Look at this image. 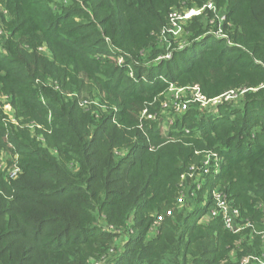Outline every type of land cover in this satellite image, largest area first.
Segmentation results:
<instances>
[{
	"label": "trees",
	"instance_id": "1",
	"mask_svg": "<svg viewBox=\"0 0 264 264\" xmlns=\"http://www.w3.org/2000/svg\"><path fill=\"white\" fill-rule=\"evenodd\" d=\"M210 1L226 37L210 33L208 9L163 37L174 10ZM0 3V264L264 258V0ZM194 84L207 99L240 97L194 103L163 131L170 88ZM209 153L221 156L219 173L179 203L191 180L182 175L195 166L198 177ZM215 186L239 207L238 232L203 220Z\"/></svg>",
	"mask_w": 264,
	"mask_h": 264
},
{
	"label": "built area",
	"instance_id": "2",
	"mask_svg": "<svg viewBox=\"0 0 264 264\" xmlns=\"http://www.w3.org/2000/svg\"><path fill=\"white\" fill-rule=\"evenodd\" d=\"M210 10L213 12L215 18L217 19V27L210 31L211 34L216 35L217 37H226L227 35L224 33L223 24L226 21V14L221 12L219 8L216 6L214 2H208L199 8H189L183 11L174 10L171 13V24L168 28L163 30V37L169 35L177 36L181 31L182 22L192 18L193 16L201 15L204 10ZM166 39V38H165ZM171 53L165 55V58H170ZM123 58H119V63H123ZM171 99L166 100L162 103V109L160 115L149 114L148 110L145 109L143 111V116L149 119H159L163 123V131H167L169 126L175 120V115L181 114L189 107L197 103L203 107H214L218 103L222 101H229L232 99H236L240 93L236 90H230L223 95L213 98L207 99L205 95L202 94L200 87L197 84L190 85L188 87H172L170 88ZM4 108H8V110H13L9 104H5ZM10 108V109H9ZM6 110V109H5ZM168 112V114H166ZM8 113V112H7ZM10 115V114H9ZM11 118V117H10ZM13 119V118H12ZM222 158L218 153H209L208 155H204L202 165L198 168L199 173L198 177L195 176L197 168L195 166H191L190 170L187 174L182 175L183 181L186 179H191L189 182L183 183L182 194L178 198L179 203H184L186 199L189 197H195L197 192L201 191L206 184L207 177L211 174H217L220 171ZM18 172V168L14 167L8 170V177L13 178L16 176ZM205 197H211V202L209 203V208L207 214L203 217L205 220L211 218H220L225 226V228L238 232L241 227V211L238 206L235 205L233 200L229 197L227 192L221 190L218 186H215L210 191H207ZM171 211L167 212V215H170ZM163 216H158L155 226L152 231L156 232L157 225L162 220ZM116 254L112 257L94 261V264H114L115 263ZM252 260L258 261L260 264H264V258L249 255L243 258V264H249Z\"/></svg>",
	"mask_w": 264,
	"mask_h": 264
},
{
	"label": "rangeland",
	"instance_id": "3",
	"mask_svg": "<svg viewBox=\"0 0 264 264\" xmlns=\"http://www.w3.org/2000/svg\"><path fill=\"white\" fill-rule=\"evenodd\" d=\"M57 1H59V0H57ZM0 9L3 11V12H6V11H4V9H3V6H2V4L0 3ZM7 14V13H6ZM0 34H2V32H0ZM1 36V35H0ZM1 38V37H0ZM240 96H238L236 99H237V101L239 100L238 98H239ZM168 99L170 100L171 99V95L168 97ZM88 103V101L86 100V99H83V97H80V104L81 105H85V104H87ZM96 104L98 103V102H95ZM4 109H6V111L10 114V117L11 118H15V115H14V112L13 111H11V109L10 110H8V108H4ZM166 114H168V112L166 113ZM15 122H16V120H15ZM1 155L3 156V160L5 161H3L4 162V164L2 165L4 168L7 166H9L10 167V165H9V161H10V157H11V154L9 153V152H1ZM2 163V162H1ZM0 163V164H1ZM1 170H3V168L1 169ZM5 178L7 179V178H9L8 177V172L5 174ZM154 232V231H153Z\"/></svg>",
	"mask_w": 264,
	"mask_h": 264
},
{
	"label": "crops",
	"instance_id": "4",
	"mask_svg": "<svg viewBox=\"0 0 264 264\" xmlns=\"http://www.w3.org/2000/svg\"><path fill=\"white\" fill-rule=\"evenodd\" d=\"M204 220V219H203Z\"/></svg>",
	"mask_w": 264,
	"mask_h": 264
},
{
	"label": "water",
	"instance_id": "5",
	"mask_svg": "<svg viewBox=\"0 0 264 264\" xmlns=\"http://www.w3.org/2000/svg\"><path fill=\"white\" fill-rule=\"evenodd\" d=\"M264 221V220H263Z\"/></svg>",
	"mask_w": 264,
	"mask_h": 264
}]
</instances>
